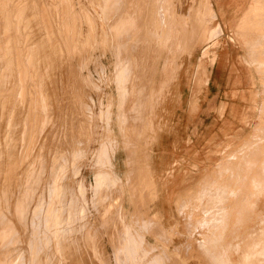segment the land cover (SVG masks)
<instances>
[{
  "label": "rangeland",
  "instance_id": "1",
  "mask_svg": "<svg viewBox=\"0 0 264 264\" xmlns=\"http://www.w3.org/2000/svg\"><path fill=\"white\" fill-rule=\"evenodd\" d=\"M216 3L0 0V264H171L193 235L156 237L191 217L174 198L264 123Z\"/></svg>",
  "mask_w": 264,
  "mask_h": 264
},
{
  "label": "crops",
  "instance_id": "2",
  "mask_svg": "<svg viewBox=\"0 0 264 264\" xmlns=\"http://www.w3.org/2000/svg\"><path fill=\"white\" fill-rule=\"evenodd\" d=\"M215 5L218 13L223 12L226 15L234 13L230 19L231 29L248 51L255 71L254 74L251 69L249 70L253 77L249 78V81L257 84L259 74L264 72V0L249 2L248 0H217ZM244 8L245 10L242 11ZM259 8L261 10H258ZM212 9L216 15L215 20L218 21L213 5ZM217 58L216 51L212 65ZM221 69L220 66L219 71L214 72V77L230 76L228 73L222 74ZM256 98L254 94L251 97L252 101H256ZM196 104L197 100H192V107ZM261 110H264V103ZM237 139L239 141L237 144L230 145L228 152H225L226 154L219 158L209 171L206 170V173L201 174L199 179L203 180V187L200 190L194 193L185 190L174 198L176 209L178 208L181 213H189L191 217L181 219L184 221L182 225L176 222L171 228L162 226L163 229H159L156 237L166 242L165 239L172 241L175 235L183 236L186 231L193 232V235L186 238L184 245L175 247L177 251L172 252L171 248H168L169 252L174 253L172 255L168 252L171 264H197L198 262L200 264H234L232 252L237 257V264H264V166L262 162L264 161V144H262L264 123L262 119L260 118L259 123L253 125L249 134L243 135L241 132ZM258 145L262 150L259 157L257 156ZM172 171L173 168L168 172L169 177L172 176ZM213 171L216 173L214 176ZM133 173L142 176L149 174L148 180L151 182L152 192L155 195L158 184L149 163L145 164V170H133ZM195 184L196 182L190 184L188 188ZM247 214L253 215V219H249ZM251 220L257 226H251L249 224ZM191 258L196 261L190 260Z\"/></svg>",
  "mask_w": 264,
  "mask_h": 264
},
{
  "label": "bare ground",
  "instance_id": "3",
  "mask_svg": "<svg viewBox=\"0 0 264 264\" xmlns=\"http://www.w3.org/2000/svg\"><path fill=\"white\" fill-rule=\"evenodd\" d=\"M0 6H1V5H0ZM2 9H3V8H2ZM0 16H1V15H0ZM5 16H6V15H5ZM13 16H14V15H13ZM4 18H5V17H4ZM6 19H7V18H6ZM16 19H17V18H16ZM1 20H2V19H1ZM4 20H5V19H4ZM12 21H13V19H12ZM1 22H2V21H1ZM4 22L7 23L6 21H3V24H4ZM10 23H11V20H10ZM14 23H15V22H14ZM7 25H8V24H7ZM11 25H12V23H11ZM11 25H10V26H11ZM4 26H5V24H4ZM14 26H16V25H14ZM14 26H13V27H14ZM1 27H2V26H1ZM4 28H6V27H4ZM4 28H3V29H4ZM10 28H11V27H10ZM0 29H1V28H0ZM6 30H8V29H6ZM15 31H16V30H15ZM17 32H18V31H17ZM17 32H16V33H17ZM6 33H7V31H6ZM8 33H9V31H8ZM5 35H7V34H5ZM9 37H10V36H9ZM11 38H12V37H11ZM2 40H3V39H2ZM9 40L11 41V39H9ZM10 43H12V42H10ZM12 44H13V43H12ZM9 45H11V44H9ZM12 47H13V46H12ZM2 49H3V48H1V50H2ZM1 50H0V51H1ZM4 53H5V52H4ZM0 54H1V53H0ZM11 54H12V52H11ZM4 55H5V54H4ZM6 55H7V53H6ZM1 56H2V55H1ZM5 57H6V56H5ZM3 58H4V57H3ZM7 58H8V57H7ZM0 60L2 61L1 57H0ZM3 60H4V59H3ZM4 62H5V61H4ZM0 64H1V63H0ZM1 65H2V64H1ZM0 67H1V66H0ZM4 67H5V65H4ZM5 70H6V68H5ZM2 71H3V70H2ZM2 71L0 70L1 73H2ZM4 72H5V71H4ZM5 73H7V72H5ZM6 77H7V76H6ZM4 78H5V77H4ZM5 79H6V78H5ZM5 79H4V80H5ZM8 111H9V109H8ZM1 149H2V148H1ZM48 220L51 221V219H49V218H48ZM52 229H53V228H52ZM48 230H49V227H48V228H45V232H48ZM53 230H54V229H53ZM44 237H45V236H44ZM40 238H41V237H40ZM59 240H60V239H59ZM50 242H51V241H50ZM50 242H49V243H50ZM59 242H60V241H59ZM40 243H41V242H40ZM42 243H43V242H42ZM51 244H52V242H51ZM40 245H41V244H40ZM42 245H43V244H42ZM47 245H48V244H47ZM6 246H8V245H6ZM36 246H38V244H37ZM48 248H49V247H48ZM45 250H46V249H45ZM35 251H36V247H35ZM35 251H34V252H35ZM52 251H53V250H52ZM17 252H18V251H17ZM38 252H39V251H38ZM35 254H36V253H35ZM35 254H34V256H35ZM37 258H38V257H36L35 259L37 260ZM31 260H33V259H31ZM36 260H35V261H36ZM37 261H38V260H37ZM38 262H39V261H38ZM4 263H5V262H4ZM25 263H26V262H25ZM28 263H29V262H28ZM31 263H32V262H31Z\"/></svg>",
  "mask_w": 264,
  "mask_h": 264
}]
</instances>
